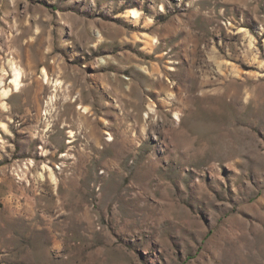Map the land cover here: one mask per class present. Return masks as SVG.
I'll return each mask as SVG.
<instances>
[{
    "label": "rangeland",
    "instance_id": "rangeland-1",
    "mask_svg": "<svg viewBox=\"0 0 264 264\" xmlns=\"http://www.w3.org/2000/svg\"><path fill=\"white\" fill-rule=\"evenodd\" d=\"M0 264H264V0H0Z\"/></svg>",
    "mask_w": 264,
    "mask_h": 264
},
{
    "label": "bare ground",
    "instance_id": "bare-ground-1",
    "mask_svg": "<svg viewBox=\"0 0 264 264\" xmlns=\"http://www.w3.org/2000/svg\"><path fill=\"white\" fill-rule=\"evenodd\" d=\"M130 16L133 19H137L139 17V13L136 10H131ZM12 71H13L12 84H13L14 88L17 89L19 87V84H20V73H19V70H17L16 68H13ZM10 91L11 90H9V89H2L1 90V96L6 98L9 95Z\"/></svg>",
    "mask_w": 264,
    "mask_h": 264
},
{
    "label": "crops",
    "instance_id": "crops-1",
    "mask_svg": "<svg viewBox=\"0 0 264 264\" xmlns=\"http://www.w3.org/2000/svg\"><path fill=\"white\" fill-rule=\"evenodd\" d=\"M260 1V0H259Z\"/></svg>",
    "mask_w": 264,
    "mask_h": 264
}]
</instances>
